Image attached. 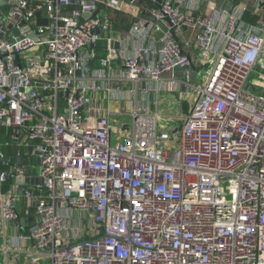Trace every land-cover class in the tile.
I'll return each instance as SVG.
<instances>
[{
  "label": "built area",
  "instance_id": "2783aa9c",
  "mask_svg": "<svg viewBox=\"0 0 264 264\" xmlns=\"http://www.w3.org/2000/svg\"><path fill=\"white\" fill-rule=\"evenodd\" d=\"M153 1L0 0V212L35 262L264 264V0ZM160 86L169 133L133 101Z\"/></svg>",
  "mask_w": 264,
  "mask_h": 264
},
{
  "label": "crops",
  "instance_id": "0c3cea01",
  "mask_svg": "<svg viewBox=\"0 0 264 264\" xmlns=\"http://www.w3.org/2000/svg\"><path fill=\"white\" fill-rule=\"evenodd\" d=\"M116 19V25L113 26V30L111 31V33H108L109 35H106L107 38H114L116 40L122 39L130 32L131 24L129 23L125 15L121 14L119 15V17L117 16ZM116 26H121L123 30H125V26H127L129 30L128 34H123L124 31L121 29H117L119 30V32H116ZM96 51L98 59L105 57L108 52L107 40L99 43ZM120 53L123 55V50ZM92 65L94 67H98L99 63L95 62ZM118 66L120 67V63L118 64ZM159 92L160 93L158 95L152 93L151 95L145 96L141 91H137V93H135L133 101H136L138 106L140 107H143L144 102L148 101L152 113L158 112L160 115H169L171 111L176 112L175 115L178 116L183 113L181 111H183L185 108L184 104L188 102L183 101V96L169 91L168 88L163 86H160ZM156 98L158 99V101H155ZM125 102H127V105L124 104ZM106 105H108L111 108V111L115 114L119 113V111L125 112L130 108V103L128 101H124L123 99H120V101L113 100L109 103L106 102ZM3 169L5 168L2 166V164H0V170ZM8 189L9 184L4 186V191ZM27 206L28 200L23 199L21 209H26ZM34 222V214L32 217H22L19 223L20 228H17V223L9 222L4 224L0 212V264H28L34 258L36 251L34 245L20 239V235L28 233ZM32 264L50 263L49 261L42 259L39 262L34 261L32 262Z\"/></svg>",
  "mask_w": 264,
  "mask_h": 264
},
{
  "label": "rangeland",
  "instance_id": "374dc122",
  "mask_svg": "<svg viewBox=\"0 0 264 264\" xmlns=\"http://www.w3.org/2000/svg\"><path fill=\"white\" fill-rule=\"evenodd\" d=\"M115 25H116V24H115ZM117 29H121V30H123V28H122L121 26H116L115 31H116V32H117V31L119 32V30H117ZM123 31H124L123 34H128V31H129V30H128V27L125 26V30H123ZM203 75H204V72H203V70H201V78H200V80H198L197 83H200V84L203 83V79H202ZM256 78H257V77H252L250 80H255ZM251 92L255 93V92L253 91L252 88H251ZM256 94H258V92H256ZM124 104L127 105V102H125ZM184 106H185L184 110H183V111L180 110V111L183 112L184 114H187L188 111H189L190 105H189L188 102H186V104H184ZM175 113H176V112L171 111L169 115H163V114H161L162 117H163V118H162V121H161V123H160V124H161V125H160V130H161V131L169 133V132H171L172 130H175V129H177V128L180 127V125L182 124V120L179 119V118H178V115H175ZM125 115H126V114H125ZM118 122H119V125H120L121 123L131 125V119L128 118V117H119ZM8 235H9V234H8Z\"/></svg>",
  "mask_w": 264,
  "mask_h": 264
},
{
  "label": "water",
  "instance_id": "95a60500",
  "mask_svg": "<svg viewBox=\"0 0 264 264\" xmlns=\"http://www.w3.org/2000/svg\"><path fill=\"white\" fill-rule=\"evenodd\" d=\"M147 3H150V4H155L153 0H143ZM162 0H157V4L161 3ZM1 4V3H0ZM218 9H226L227 11L230 10V5L228 4V1L227 0H221L219 5L217 6ZM99 12H97L93 17H96L98 15ZM86 17H89V14L86 15ZM37 18H38V22L40 25H45L47 22L45 20H42L41 19V13H37ZM98 34L100 33L99 30L96 31ZM176 40L178 41V38H176ZM113 46L117 49V50H120L121 49V46L119 45V42H116L114 41L113 42ZM199 54V53H198ZM192 68L193 69H196L194 64L192 63ZM192 80H194V77L192 76ZM19 163L20 164H24V162H22L21 160H19ZM29 168H27L26 170V175L28 176L29 175ZM38 180H34V179H27V183H31V184H35L37 183ZM38 257L37 256H34V258L28 263V264H32L33 260L37 259Z\"/></svg>",
  "mask_w": 264,
  "mask_h": 264
},
{
  "label": "trees",
  "instance_id": "16d2710c",
  "mask_svg": "<svg viewBox=\"0 0 264 264\" xmlns=\"http://www.w3.org/2000/svg\"><path fill=\"white\" fill-rule=\"evenodd\" d=\"M246 19L249 21V22H255L256 21V17L252 16V14H248Z\"/></svg>",
  "mask_w": 264,
  "mask_h": 264
}]
</instances>
